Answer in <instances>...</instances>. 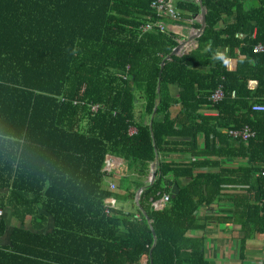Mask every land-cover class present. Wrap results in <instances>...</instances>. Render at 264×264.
I'll return each mask as SVG.
<instances>
[{
  "label": "trees",
  "instance_id": "obj_1",
  "mask_svg": "<svg viewBox=\"0 0 264 264\" xmlns=\"http://www.w3.org/2000/svg\"><path fill=\"white\" fill-rule=\"evenodd\" d=\"M154 1L0 0V189L14 209L32 216L42 207L54 220L47 234L14 229L0 264H209L205 236L191 231L210 220L238 225L245 238L264 231V113L252 110L264 105V51H252L264 43V0H202L197 45L168 60L182 38L140 30L157 20ZM176 1L180 20L200 12ZM236 50L244 59L229 71L219 57ZM219 87L224 99L213 105ZM244 126L255 132L247 142L226 133ZM172 153L189 158H166ZM108 155L124 159V178L138 186L158 157L138 216L108 204L123 199L106 186ZM232 157L245 163L223 161ZM225 185L242 189L223 194ZM163 194L169 202L156 211L151 202ZM222 200L227 216L200 224L199 206Z\"/></svg>",
  "mask_w": 264,
  "mask_h": 264
},
{
  "label": "crops",
  "instance_id": "obj_2",
  "mask_svg": "<svg viewBox=\"0 0 264 264\" xmlns=\"http://www.w3.org/2000/svg\"><path fill=\"white\" fill-rule=\"evenodd\" d=\"M196 3L194 0H185ZM174 2V0H173ZM176 5V3L174 2ZM198 4V3H197ZM200 13V12H199ZM199 13L197 16H193L191 19L183 18L180 20V22H173L169 19V22L172 24L173 30L176 28H180L182 32H185L189 36L193 35L195 31L197 30L194 28V25L197 23L199 24ZM231 19H224V22L220 23V26L223 27V25L229 23ZM200 25V24H199ZM199 29V28H198ZM202 35V34H201ZM188 36V37H189ZM181 38L180 36H178ZM188 39V38H187ZM187 39H182V41H186ZM197 40L194 39L192 41L187 42L186 47H183L179 53L178 57L185 54L188 50L191 48H194L195 45H197ZM256 44H262L264 43H256ZM255 44V45H256ZM253 49V47H252ZM226 51V49H225ZM229 63L227 64V69L229 71H234L237 67V63L244 59L243 56L239 55V52L235 51V57L228 58ZM254 89V84H249V90ZM172 95L177 98L178 91L176 89L171 90ZM179 112V106H173V108L170 110V114L174 117ZM202 116L207 118H216L217 113L216 111L212 109H204L200 111ZM263 114V113H259ZM181 139V138H177ZM182 140V139H181ZM201 144L203 143V137H200ZM120 158V157H118ZM158 158V157H157ZM157 158L156 161L152 163L153 168H155L157 164ZM166 158L174 159V160H188L189 155L188 154H178V153H172L168 155ZM121 160H118L116 162V167L112 170V177L109 179H105L106 186L111 189V185L114 186V189H111L113 191H117L120 196L123 197L121 200H115L112 199L109 201V206L115 207L118 209H122L125 212H131L135 213V207L137 208L139 196L141 192L146 187L147 183H150L149 175L151 171L149 172L148 176L145 179H142L140 182V185H135L132 180L128 181L127 178H124L127 175V166L124 159L120 158ZM224 162L228 163L229 165L232 164H243L245 163V159L242 158H227L223 159ZM225 164V165H228ZM104 170V168H103ZM217 170V169H216ZM182 185H186V183L189 181L187 177H182L179 179ZM172 183H176L178 187V182L171 178L169 176V180ZM171 187V186H170ZM241 187V188H240ZM139 189H142L139 192ZM179 189V188H178ZM241 190L242 186L239 185H225L223 188V194H228L233 190ZM127 191L134 192V198L133 200L128 199ZM171 192V190H170ZM179 192V191H178ZM138 194V199L137 198ZM7 195L8 190L7 189H0V209L3 212L2 217H0L4 222V229L0 233V250H6L11 247V236L12 232L16 228L29 230L33 232L38 233H49L53 229V223L54 220L51 215H49L44 208L39 207L38 209V215L33 214L32 216L29 214H25L19 207L13 208L10 204L7 203ZM172 196V193H171ZM173 198V197H172ZM167 205V204H166ZM231 204L229 201L222 200L220 202H215L209 206L207 205H201L199 206L196 216L200 220V224L205 222V219L210 216H219V215H225L227 216V213L231 210ZM143 215L145 213L142 211ZM138 216V214H136ZM43 217V218H41ZM44 219V220H42ZM42 223V225H41ZM33 227L37 228L33 229ZM190 236H205V249H204V255L209 264H264V231L261 233L254 232L251 237L245 238V232L240 229V227L236 224L232 223H216L215 220H210L206 224V228L204 231H191ZM247 236V235H246Z\"/></svg>",
  "mask_w": 264,
  "mask_h": 264
},
{
  "label": "built area",
  "instance_id": "obj_3",
  "mask_svg": "<svg viewBox=\"0 0 264 264\" xmlns=\"http://www.w3.org/2000/svg\"><path fill=\"white\" fill-rule=\"evenodd\" d=\"M152 10L154 11V16L157 18V20H153L150 17V21L146 22L144 25L140 26V30L142 32H149L152 30H160L164 31L165 27L163 23L161 22V18L169 19L173 22H177L180 20V13L177 10V6L174 4L173 0H155L152 5ZM252 51L254 53H261L264 51V45L262 44H256L253 46ZM224 99V93L222 90V87H219L217 90H215L211 96L209 97V102L213 105L218 104ZM104 109L101 106H92L91 111L93 113H97L98 111ZM254 112L257 113H264V105L261 106H254L252 108ZM131 133H134L135 130L131 129ZM227 135L231 137L232 139L241 140L243 142H247L248 140L255 137V132L250 129L248 126H244L237 130H228L226 131ZM118 160H121L117 156L108 155L105 161L104 171L112 173V170L116 167V162ZM153 165L150 166V171H152ZM264 174V172H262ZM150 178V175H149ZM111 189H114V186L111 185ZM170 195L169 194H163L160 199L152 201L151 206L154 210L159 211L163 210L166 207V204L169 202ZM3 212L0 209V217H2Z\"/></svg>",
  "mask_w": 264,
  "mask_h": 264
},
{
  "label": "water",
  "instance_id": "obj_4",
  "mask_svg": "<svg viewBox=\"0 0 264 264\" xmlns=\"http://www.w3.org/2000/svg\"><path fill=\"white\" fill-rule=\"evenodd\" d=\"M196 3H198L199 7H200V13H199V24H200V27L199 29H197L195 31V33L191 36L188 37V39L186 41H182L178 44L177 47H175L172 52L170 53V55H168L166 57V60H168L171 56H177L179 51L183 48V47H186V44L187 42L189 41H192L194 39H198L201 34L203 33L204 29H205V26H206V9L205 7L202 5V0H194ZM162 66H163V62L161 63V69H162ZM154 172H155V168H152V171L150 173V183L154 180ZM169 185L171 186V193H172V197H175L177 194H178V187L176 185V183H172L169 181ZM142 189H139V192L141 191ZM138 199V194H137V198ZM138 201V200H137ZM153 233V232H152ZM153 237H154V233H153Z\"/></svg>",
  "mask_w": 264,
  "mask_h": 264
},
{
  "label": "rangeland",
  "instance_id": "obj_5",
  "mask_svg": "<svg viewBox=\"0 0 264 264\" xmlns=\"http://www.w3.org/2000/svg\"><path fill=\"white\" fill-rule=\"evenodd\" d=\"M174 2L176 3L177 1L174 0ZM164 27L166 30L171 31L175 34H177L178 36H180L182 39H187L188 38V34H186L185 32H182V30L180 28H176L175 30L171 29L172 25L171 22H169L168 20L162 21Z\"/></svg>",
  "mask_w": 264,
  "mask_h": 264
},
{
  "label": "clouds",
  "instance_id": "obj_6",
  "mask_svg": "<svg viewBox=\"0 0 264 264\" xmlns=\"http://www.w3.org/2000/svg\"><path fill=\"white\" fill-rule=\"evenodd\" d=\"M219 58L223 60L225 65H227L230 62L226 56H220Z\"/></svg>",
  "mask_w": 264,
  "mask_h": 264
}]
</instances>
